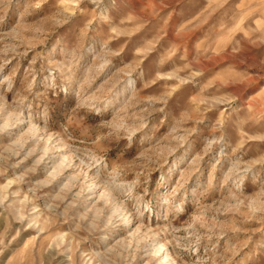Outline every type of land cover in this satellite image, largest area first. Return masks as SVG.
<instances>
[{"label":"rangeland","instance_id":"374dc122","mask_svg":"<svg viewBox=\"0 0 264 264\" xmlns=\"http://www.w3.org/2000/svg\"><path fill=\"white\" fill-rule=\"evenodd\" d=\"M0 264H264V0H0Z\"/></svg>","mask_w":264,"mask_h":264}]
</instances>
